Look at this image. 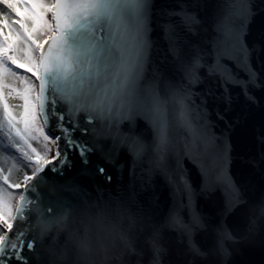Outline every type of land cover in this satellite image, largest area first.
I'll use <instances>...</instances> for the list:
<instances>
[{"label": "snow or ice", "instance_id": "1", "mask_svg": "<svg viewBox=\"0 0 264 264\" xmlns=\"http://www.w3.org/2000/svg\"><path fill=\"white\" fill-rule=\"evenodd\" d=\"M139 3L135 29L113 40L114 60L123 67L111 89L95 104L69 110L47 100L45 56L52 54L50 45L56 40L51 34L88 6L83 0H0V135L8 149L0 151V264H39L28 230L36 182L46 169L62 174L73 152L87 164L95 148L84 137L101 123L107 138L117 140L134 165L147 161L141 191L148 190L156 175L173 187L181 201L174 210L182 245L188 231L204 247L181 215L187 208L191 219L202 217L193 205L183 159L198 164L207 198L218 185L227 189L224 207L209 225L227 224L243 210L246 198L228 172L230 141L223 142L213 129L218 122L228 129L248 126L256 150L245 163L254 169L264 165V124L251 122L256 111L264 112L258 95L264 94V39H249L264 8L256 0H217L209 42V6L203 0ZM141 120L153 130L150 140L140 130ZM97 171L105 175L104 167ZM185 194L187 204L182 202Z\"/></svg>", "mask_w": 264, "mask_h": 264}, {"label": "water", "instance_id": "2", "mask_svg": "<svg viewBox=\"0 0 264 264\" xmlns=\"http://www.w3.org/2000/svg\"><path fill=\"white\" fill-rule=\"evenodd\" d=\"M83 2L88 6L87 10L72 18L60 31L52 34L56 37L50 45L52 54L49 56L46 53L45 56L44 79L47 84V100L55 99L60 102L61 107L69 110L87 108L111 89L115 73L123 67L114 60L113 40L118 33L131 32L135 29L141 11L139 0H83ZM171 2L172 0H156L157 5ZM203 2L209 6L207 9L209 30L205 39L210 42L217 0ZM256 3L264 8V0H256ZM249 39H264V13L258 16L251 26ZM258 95L262 97L264 103V94ZM251 122L257 126L264 124V112L256 111ZM139 126L143 135L150 140L153 135L151 126L143 120L139 121ZM213 132L220 136L223 142L230 141L231 160L228 172L242 189L244 197L249 202L264 197V165L254 169L245 163V158L256 150L251 140L250 128L241 124L239 127L228 129L223 122H218ZM107 137L108 131L102 123L98 124L93 134L84 137L95 148V151L89 154L87 164L82 162L78 152H73L68 157L69 164L61 167L62 174L46 169L41 175L55 174L60 178H73L81 187L83 194L90 198L117 195L132 199L158 218H162L181 203L175 198L173 187L159 175L153 177L147 191H141L142 174L148 170L147 161H137L134 165L129 152L120 147L117 140ZM98 166L105 168V175L98 173ZM183 167L193 192L195 211L204 217L206 222L215 220L224 207V193L227 189L223 185H218L215 195L209 199L202 190L203 180L198 164L191 158H185ZM106 176H111V180L108 181ZM182 202L187 204V194L183 196ZM241 212L230 217L227 224L223 222L210 224L222 225L234 237L233 240H225L223 254L217 251L213 255L210 251L215 250V241L210 230L193 232L197 234L196 239L204 247L196 241L193 243L201 251L208 252L206 259L186 255V244L182 245L179 242L180 234L171 231L165 234L168 252L162 256V264H186V261L190 260L194 264H264V221L246 227L241 222ZM181 215L185 218V223L193 228L190 211L184 208ZM184 239L186 240V237ZM144 264H148V256H145Z\"/></svg>", "mask_w": 264, "mask_h": 264}, {"label": "clouds", "instance_id": "3", "mask_svg": "<svg viewBox=\"0 0 264 264\" xmlns=\"http://www.w3.org/2000/svg\"><path fill=\"white\" fill-rule=\"evenodd\" d=\"M37 197L28 215V230L36 241L39 264H160L168 249L167 232L177 231V213L170 210L158 218L132 199L109 195L88 197L73 178L46 176L36 182ZM246 227L264 221V197L241 204ZM191 232L211 231L213 255L223 254L225 240L234 237L222 225L192 218ZM179 233V232H178ZM186 255L206 259L208 252L193 243L184 231ZM180 242V239H179ZM191 261V260H190Z\"/></svg>", "mask_w": 264, "mask_h": 264}, {"label": "trees", "instance_id": "4", "mask_svg": "<svg viewBox=\"0 0 264 264\" xmlns=\"http://www.w3.org/2000/svg\"><path fill=\"white\" fill-rule=\"evenodd\" d=\"M44 2L45 3H48V4H51V3H53V0H44ZM3 6L2 5H0V8H2ZM47 18V17H46ZM13 68H14V66H13ZM14 70H16L15 68H14ZM17 71H19L21 74H23V70H17ZM33 95H35V93H33ZM11 103H13V104H15V103H19V101H11ZM8 149H7V142H6V139H4L3 137H2V135H0V151H7ZM22 171V170H21ZM17 178V176H14V179H16Z\"/></svg>", "mask_w": 264, "mask_h": 264}, {"label": "rangeland", "instance_id": "5", "mask_svg": "<svg viewBox=\"0 0 264 264\" xmlns=\"http://www.w3.org/2000/svg\"><path fill=\"white\" fill-rule=\"evenodd\" d=\"M52 34H53V33H52ZM52 34H51V35H52ZM50 154H51V153H50Z\"/></svg>", "mask_w": 264, "mask_h": 264}]
</instances>
